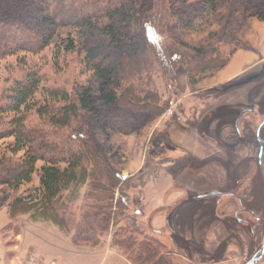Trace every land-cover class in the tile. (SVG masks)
<instances>
[{"label": "rangeland", "instance_id": "374dc122", "mask_svg": "<svg viewBox=\"0 0 264 264\" xmlns=\"http://www.w3.org/2000/svg\"><path fill=\"white\" fill-rule=\"evenodd\" d=\"M180 5L177 16L191 14L192 21L184 28L172 27L168 34L178 42L182 60L169 79L157 71L153 76L163 100L170 102L168 109L156 117L143 116L142 128L135 132L94 128L93 135L109 157L115 154L114 166L128 180L127 218L121 226L129 223L128 217L137 218L145 234L166 246L174 264H245L264 242V168L252 158L248 164L239 161L246 154H257L255 142L239 146L227 161V136L236 139L227 119L232 124L239 110L252 103L249 96L258 101L254 94L264 90V18L256 8L236 0H214L205 7L201 0ZM111 20L96 22L105 26ZM12 36L7 33L6 39ZM62 42L72 43L76 50L59 52V46H65ZM79 43L76 27L64 26L45 50L1 58L0 93L22 68L35 66L42 67L44 87L71 93L98 88L101 81L85 70L77 55ZM219 51L226 52L228 64L193 82L191 70ZM50 60H56L58 67ZM37 96L51 103L43 91ZM259 103L264 107V99ZM248 117L255 118L250 113L242 116L243 127L255 135V128L251 132L246 127ZM259 120L258 116L254 124ZM7 141H0V151ZM38 183L34 174L13 196ZM212 191L222 194L200 197ZM243 205L253 212L239 211ZM111 238L112 234L104 236L102 243ZM74 245L51 222L35 221L29 214L12 219L6 206L0 208V264H28L34 258L39 264H131L119 249L114 248L126 260L117 254L81 253V246ZM257 264H264V256Z\"/></svg>", "mask_w": 264, "mask_h": 264}, {"label": "trees", "instance_id": "16d2710c", "mask_svg": "<svg viewBox=\"0 0 264 264\" xmlns=\"http://www.w3.org/2000/svg\"><path fill=\"white\" fill-rule=\"evenodd\" d=\"M188 1L0 0V59L39 53L59 27L74 26L80 36L77 55L101 81L98 88L75 93L44 87L42 67L35 66L22 68L0 93V141L8 140L0 151V208L6 206L12 219L29 214L35 221L51 222L81 247H96L112 234L111 246L131 264H174L166 246L145 234L137 218L128 217L121 226L127 218L128 180L93 129L129 134L142 128L143 116L168 109L170 102L163 100L153 76L157 71L169 79L182 60L168 30L192 21L191 14L177 16L179 4ZM201 1L205 7L214 0ZM236 1L264 18V0ZM105 17L112 18L110 24L96 22ZM7 33L13 34L11 40ZM62 43L59 52L76 50ZM228 59L226 52L215 54L191 70V79L214 74ZM55 61L50 63L58 67ZM39 91L51 103L38 97ZM34 174L38 185L13 196Z\"/></svg>", "mask_w": 264, "mask_h": 264}, {"label": "flooded vegetation", "instance_id": "af4514ba", "mask_svg": "<svg viewBox=\"0 0 264 264\" xmlns=\"http://www.w3.org/2000/svg\"><path fill=\"white\" fill-rule=\"evenodd\" d=\"M257 94H254L255 96L258 97V101H253V95L249 96L250 100L252 103H249L247 107H243L239 112L233 117V123L231 124V120L228 118L227 119V124L232 125L234 135L236 136V139L232 140L229 139L230 136H227V161L228 159L232 160L233 159V153H236L237 148L239 146H242L244 148H247L248 144L251 143H256L258 144V151L257 154L254 156V154H246L243 156V158H240L239 161H243V163L248 164V158L251 160V162H254L256 160L258 167L264 168V107L261 102L262 99H264V90L256 92ZM262 97V98H261ZM261 109V111H257V108ZM262 112V113H261ZM248 113L252 114V116H255V118L248 117L246 123V127L248 129L252 130L255 128V135L249 134V132L243 127V122L241 121V117H245ZM260 114V115H259ZM259 116L260 120L257 122L255 125L254 122L256 123V118ZM255 126V127H254ZM255 137V140H251L250 137ZM252 137V139H254ZM231 140V141H229ZM246 164V167H247ZM257 167V166H256ZM257 167V168H258ZM247 173V172H246ZM229 179V172L227 171V182ZM241 178H239L240 182ZM228 185V183H227ZM220 192V191H219ZM220 194H222L220 192ZM219 194V195H220ZM228 195L232 196L234 194L233 192H227ZM218 196V195H216ZM264 203V199L261 202V206ZM242 204V201L241 203ZM244 206V205H243ZM240 207L239 211L241 212H253V209H250L248 207ZM241 221V220H240Z\"/></svg>", "mask_w": 264, "mask_h": 264}, {"label": "crops", "instance_id": "0c3cea01", "mask_svg": "<svg viewBox=\"0 0 264 264\" xmlns=\"http://www.w3.org/2000/svg\"><path fill=\"white\" fill-rule=\"evenodd\" d=\"M172 186L174 187L173 184H172ZM175 198L176 197H174L173 199H175ZM59 231H61V230L59 229ZM63 234L65 236H67V238L69 237L70 240H71V237L69 235H67L65 233H63ZM110 240L108 239V241L107 240L105 241V244L101 243L100 245H98L96 247H86V248L80 247L79 251H81V253H86V254H104V255L117 254L119 258H121L122 260H126L125 257H123L121 254L117 253V251L114 248L111 247L110 242H109ZM73 245H74V243H73ZM75 246H77V245H74L73 248H77L78 249V247H75Z\"/></svg>", "mask_w": 264, "mask_h": 264}, {"label": "water", "instance_id": "95a60500", "mask_svg": "<svg viewBox=\"0 0 264 264\" xmlns=\"http://www.w3.org/2000/svg\"><path fill=\"white\" fill-rule=\"evenodd\" d=\"M219 194H220L219 191H212L207 194L201 195L200 197H212ZM263 256H264V242L262 243L260 248L248 259V261L245 264H257L261 261Z\"/></svg>", "mask_w": 264, "mask_h": 264}, {"label": "built area", "instance_id": "2783aa9c", "mask_svg": "<svg viewBox=\"0 0 264 264\" xmlns=\"http://www.w3.org/2000/svg\"><path fill=\"white\" fill-rule=\"evenodd\" d=\"M28 264H39V261L37 258L32 259L31 261H29ZM50 264H56L55 262H51Z\"/></svg>", "mask_w": 264, "mask_h": 264}]
</instances>
